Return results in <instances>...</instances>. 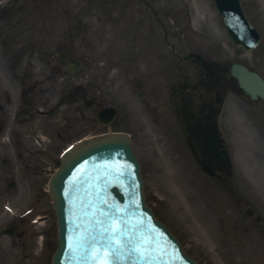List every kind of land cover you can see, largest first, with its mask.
Here are the masks:
<instances>
[{"label": "rangeland", "instance_id": "374dc122", "mask_svg": "<svg viewBox=\"0 0 264 264\" xmlns=\"http://www.w3.org/2000/svg\"><path fill=\"white\" fill-rule=\"evenodd\" d=\"M57 1H62L61 4H64V0ZM107 1L71 0L73 8L76 6V2L80 3L79 6L82 10L84 12L89 11L90 17L94 20L98 17H103L104 21H106L110 17L111 12L118 13L115 15L117 18H115L116 22L113 26L108 24L100 25L98 23L92 24L95 35L103 32L108 34L115 32L114 35L107 34L108 36L104 42L106 45L112 46L113 58L118 57L117 60L119 61L116 65L119 67H113L111 71V76L114 80L105 90V102L108 105H115L120 109V117L110 127V130L114 132H129L133 136L135 151L143 164L146 191L148 197L151 199V205L156 208L158 215L181 238L186 249L195 256L199 263L221 264L218 257L224 254L228 258L229 264H235L236 260L230 259L227 251L225 252L224 238L219 235L216 237L215 227L217 224L208 218L205 212H202L204 207V204H202V194L207 193L211 203H213V200L210 198V195L215 201L217 200V193L213 188V184L208 179L206 181L205 176L197 168L196 164L190 161L185 147L181 145L178 147L174 141H170L168 135V139L163 136L165 134L166 137L168 133L170 136L176 138L172 129L176 127L175 116L172 112V100L167 97L172 84L167 79H164L165 83L161 84L163 92L162 103L158 96L146 100L139 99L135 89L132 87L131 69H136L137 67L130 66L131 62L129 60L124 61L122 55L134 43L130 34L141 28L131 13L134 9V6H131L133 0H129L130 9L123 5V1L125 0H114L116 3L115 10L108 8ZM153 2L157 9L162 10L163 14L167 6L172 17L177 19L182 16L184 25H186L184 17L186 16L185 7L187 8L189 5L192 11V26L195 29L194 31L197 32L193 33V31H190L185 37H180V34L186 31L185 26L181 25L180 28L173 25L170 26L169 46L167 47L169 53H171L172 49L171 44H176L177 50L175 52L179 51L178 47H183L180 57L193 51H199L215 59L217 62L231 63L240 60L259 70L264 75V0H243L245 9L262 32L263 44L253 52L244 53L241 56H237L233 47L228 44L227 36L222 26V19L213 9L210 0H154ZM144 5L139 3L138 7H144ZM101 12H106L107 15L103 16ZM214 15L217 16L216 19ZM177 32L179 36L174 37L173 33ZM137 33L139 34L140 32L137 31ZM137 37L141 38L140 35ZM87 53L77 51L72 54L80 56L87 55ZM92 53L94 58H96V52ZM138 53L144 54V48L138 47ZM171 58L169 54L170 66ZM259 58L261 60H258ZM140 67L142 71H145L143 62L140 63ZM185 69L192 79L201 78L191 71L192 69L188 64L185 65ZM44 72L45 75H54V71L47 68H45ZM61 76L57 74L56 81L59 86L58 88H65L64 84H68L69 86L75 85V82L68 78L61 81ZM81 82L83 81L78 79V83ZM41 83L43 82L41 81ZM149 100L150 102H148ZM159 102L161 103V108H156L155 113L152 112ZM76 107L80 106L71 104L69 107H65V110L67 112H74L73 109ZM94 115L93 111L89 113L90 118ZM72 120H75L72 126L74 128L68 132L67 137L65 139L56 138L55 140L56 155L85 135L101 134L108 130L96 121L81 122L78 116L73 117ZM61 122L63 121L61 120ZM221 127L226 137L235 143L236 171L239 174H243L240 177L248 187L247 194L253 197V195H256L253 193L255 191L264 199V101L243 103L231 95L224 106ZM163 139H167L168 143H165ZM172 145L177 147V150L181 154L180 157L178 153H174ZM41 166L44 168V173L41 172V175L38 176V186L33 188L34 190L45 187L48 178L52 174L51 172L56 167L53 163H44ZM6 170L7 167L0 164V182H2L4 188L8 187V183L11 180L10 177L8 178ZM16 175L19 177L18 173ZM34 179L31 174L20 176L17 179L20 186L19 189L28 186V184L31 186L34 184ZM189 180H192V182L190 183ZM247 181L255 183V186L247 185ZM16 191L9 190L12 194ZM45 202L49 206L48 197ZM23 206L20 204V209ZM42 209L43 207L40 208V213H42ZM226 210L228 209H225L224 213H226ZM261 212L264 213V208ZM236 217L233 216L232 219L234 220ZM209 228L213 230L212 236L214 239L207 237V232L210 231ZM51 244L53 243L50 242ZM208 244H212L213 246ZM207 245L209 248L212 246V248H206ZM213 252L218 253L220 256L214 255Z\"/></svg>", "mask_w": 264, "mask_h": 264}, {"label": "water", "instance_id": "95a60500", "mask_svg": "<svg viewBox=\"0 0 264 264\" xmlns=\"http://www.w3.org/2000/svg\"><path fill=\"white\" fill-rule=\"evenodd\" d=\"M220 1L221 3H219V7L225 14V17L227 19V24L229 25L231 31V38L233 43L236 46L240 42L244 43L247 48L253 47L259 41L258 34L253 28L247 25L246 21H244V17L240 9V4L237 2V0ZM233 75L239 80L240 86L246 91L248 95L252 97V99L256 100L258 99V97L264 98V81L260 78V76L254 73H250L248 69L238 65H235L233 67ZM190 145L198 162L205 167L207 172L211 173V167L204 161L199 146L191 140ZM97 155L106 157L105 160L109 163V170L111 171L116 167L125 164V162L128 164L126 171L128 175L124 177V179L128 181V185L125 184L123 188L130 193L125 196L120 193V195L122 196L119 198V200L122 201L121 205L119 204L120 202L115 199L110 201L106 198L108 183H114V181L110 179V176H113V174H110L109 170H101V173L104 174V177L100 180V182L94 183L93 180L90 181L92 184L96 185L98 195L101 194L99 193V191H102L104 194V196L102 194L100 197V202H103L107 207L101 209L104 217L106 219L110 218L111 214L116 217L118 212H126V206H128V211H136L137 216L139 218H143L145 222H148L150 226L154 228L155 232L158 235L162 234L163 231L156 223H154L153 217L149 216V214L152 215V213L149 212L148 214L149 210L145 205V199L140 189L142 187V180L139 172V166L132 154L130 140L123 135L104 136L99 137L93 141H89L86 144L78 147V149H76L70 155L71 157H68L65 160L63 168L60 171L61 173L58 175L53 184V192L55 194L56 207L59 215L61 212L62 201L61 197L59 196V192L64 188L65 182L73 177L80 169L86 167L90 158ZM114 155H117L118 157H114ZM89 171V169H86V174L89 175ZM115 184L116 183H114V185ZM110 188L118 194L115 186H111ZM66 193L68 194L67 191ZM63 204L64 203H62V205ZM93 218L95 220H100V215L98 217L96 215ZM71 222V219H62L61 221L60 237L62 247L60 253H62V260L58 261L59 264H63V258L67 261V263L71 259V250L67 248L69 244L77 240V247L79 246L80 239L82 237L85 239L87 238V229H85L84 231H79L78 224L72 227L74 223L71 224ZM109 222H111L112 226L116 223L113 221H108V224H110ZM95 226L96 228L93 229L94 237H96L100 241H104L100 238V235L104 230V226H102L100 223H96ZM163 236L170 244L173 243V241L165 233L163 234ZM175 248L179 250L176 243ZM145 252L141 254V257H143Z\"/></svg>", "mask_w": 264, "mask_h": 264}, {"label": "flooded vegetation", "instance_id": "af4514ba", "mask_svg": "<svg viewBox=\"0 0 264 264\" xmlns=\"http://www.w3.org/2000/svg\"><path fill=\"white\" fill-rule=\"evenodd\" d=\"M44 6V11L41 12V6ZM3 25L2 35L6 43V47L9 51L16 50L19 52H31V55H25L27 65L35 69L39 66L41 61L40 52L46 47V44L40 41L41 26L40 22L43 18L45 25H50L52 20V7L50 3L43 2L41 0H19L16 3L3 5ZM46 29L43 33H46ZM60 50H65L64 44L60 46ZM61 65L65 64L59 61ZM25 83L26 94L28 95L32 89L38 85L39 80L36 79L34 73L29 74ZM33 81L31 88H29V81ZM97 83V82H96ZM95 87H82L77 91L78 94H83L85 98L91 97L93 107L96 105ZM29 101L22 106L21 123L18 127H26V130L31 133L39 131V126L36 120V105L30 107ZM15 106V100L13 101L12 95H9L0 104V127L7 128L12 127L10 118V107ZM13 106V107H14ZM30 109H32L30 111ZM9 114V116H8ZM25 230L18 225L14 231V236L7 239L5 243L0 246V264H25L26 259H31L33 263L39 261L37 257L36 244L39 242V238L35 239V236L25 235Z\"/></svg>", "mask_w": 264, "mask_h": 264}, {"label": "snow or ice", "instance_id": "6c2138e0", "mask_svg": "<svg viewBox=\"0 0 264 264\" xmlns=\"http://www.w3.org/2000/svg\"><path fill=\"white\" fill-rule=\"evenodd\" d=\"M105 231H110L111 234L114 236L117 232H118V228L115 227V226H111L110 229H107ZM131 243V241L129 240V244ZM118 244V242H117ZM110 246H111V242H110ZM132 251H135V252H139V248H133ZM112 256H114L116 259H119V256H120V252H119V249L117 247H112V253H111ZM109 264H111V261H109Z\"/></svg>", "mask_w": 264, "mask_h": 264}, {"label": "bare ground", "instance_id": "6f19581e", "mask_svg": "<svg viewBox=\"0 0 264 264\" xmlns=\"http://www.w3.org/2000/svg\"><path fill=\"white\" fill-rule=\"evenodd\" d=\"M180 210V209H179Z\"/></svg>", "mask_w": 264, "mask_h": 264}]
</instances>
